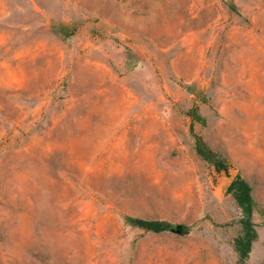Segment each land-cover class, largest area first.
I'll return each mask as SVG.
<instances>
[{"label": "rangeland", "instance_id": "374dc122", "mask_svg": "<svg viewBox=\"0 0 264 264\" xmlns=\"http://www.w3.org/2000/svg\"><path fill=\"white\" fill-rule=\"evenodd\" d=\"M0 264H264V0H0Z\"/></svg>", "mask_w": 264, "mask_h": 264}, {"label": "trees", "instance_id": "16d2710c", "mask_svg": "<svg viewBox=\"0 0 264 264\" xmlns=\"http://www.w3.org/2000/svg\"><path fill=\"white\" fill-rule=\"evenodd\" d=\"M227 6L231 11H237L236 6L232 2H228ZM190 112L194 118L200 119V116L197 114L196 110L193 109ZM195 149L197 154L212 164L216 171H223L226 174L229 173L230 164L228 161L206 147L199 138L196 140ZM226 191L232 194L244 215L242 219L244 234L243 237L238 240L241 258L243 259L250 252L251 244L256 237V232L252 221L253 199L251 188L242 176L236 174L228 184ZM126 221L132 226L155 233L163 232L165 230H172L175 228V226H172L169 224V222L161 219L126 217ZM187 232L188 228L184 225H181L180 233L185 234Z\"/></svg>", "mask_w": 264, "mask_h": 264}, {"label": "water", "instance_id": "95a60500", "mask_svg": "<svg viewBox=\"0 0 264 264\" xmlns=\"http://www.w3.org/2000/svg\"><path fill=\"white\" fill-rule=\"evenodd\" d=\"M181 225L177 224L175 228L172 229V231H175L176 233H180Z\"/></svg>", "mask_w": 264, "mask_h": 264}]
</instances>
